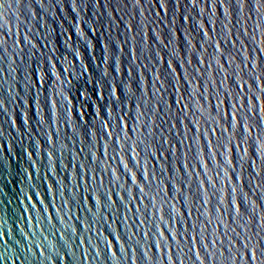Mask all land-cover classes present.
Listing matches in <instances>:
<instances>
[{
    "label": "water",
    "instance_id": "water-1",
    "mask_svg": "<svg viewBox=\"0 0 264 264\" xmlns=\"http://www.w3.org/2000/svg\"><path fill=\"white\" fill-rule=\"evenodd\" d=\"M254 3L0 0L5 264H264Z\"/></svg>",
    "mask_w": 264,
    "mask_h": 264
},
{
    "label": "snow or ice",
    "instance_id": "snow-or-ice-1",
    "mask_svg": "<svg viewBox=\"0 0 264 264\" xmlns=\"http://www.w3.org/2000/svg\"><path fill=\"white\" fill-rule=\"evenodd\" d=\"M240 2L241 3H245V2L247 3V0H240ZM225 3H226V0H219V4L223 8V11H224V4ZM254 7H255L256 11H259L260 8H264V0H255ZM262 15H264V14H262ZM249 19H251V17H249ZM254 67L255 66L253 65V68ZM113 159H115V158H113ZM217 175H219V174H217ZM141 191H142V189H141ZM232 192L234 193L235 189H232ZM233 207H235L234 203H233ZM45 239H47V238L45 237ZM172 239L174 240L175 238L173 237ZM191 239H195V238H191ZM0 242H2L3 246L7 245V240L5 239V234H0ZM214 243H215V241H211V244H214ZM221 244H222V242H221ZM201 246L203 247V249L207 248V245H203L202 244ZM242 246L246 248V245L242 244ZM36 247L39 248V245H36ZM165 250H167V254H168V249H164V255H165ZM28 251H31V248H29ZM43 251L44 250L40 249V255L41 256L43 255ZM108 251L112 253V249L110 247L108 248ZM158 251H159V249H158ZM227 251L230 253V249H227ZM188 252L189 253H194L196 261H198L199 264H202V262H200V260H199V255L196 254L195 244H193L191 247L188 248ZM112 254L115 255V253H112ZM99 255H100V253L96 252V256L99 257ZM144 255H145V258H146V253ZM249 255H250L251 259L254 260V253L248 252V256ZM166 257H167V255H166ZM207 259H208V264H213V262H212V254L209 253V252H207ZM0 264H5V257H4V253L3 252H0ZM11 264H13V261H11ZM21 264H23V262H21ZM174 264H178V262H174Z\"/></svg>",
    "mask_w": 264,
    "mask_h": 264
}]
</instances>
